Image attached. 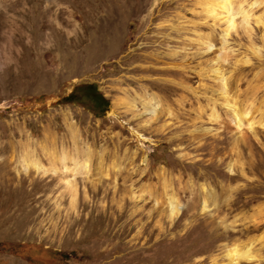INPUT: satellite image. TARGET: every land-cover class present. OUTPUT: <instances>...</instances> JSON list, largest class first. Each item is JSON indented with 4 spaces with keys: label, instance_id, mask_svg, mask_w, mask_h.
Listing matches in <instances>:
<instances>
[{
    "label": "rangeland",
    "instance_id": "374dc122",
    "mask_svg": "<svg viewBox=\"0 0 264 264\" xmlns=\"http://www.w3.org/2000/svg\"><path fill=\"white\" fill-rule=\"evenodd\" d=\"M205 2L0 0V264H264V0Z\"/></svg>",
    "mask_w": 264,
    "mask_h": 264
},
{
    "label": "bare ground",
    "instance_id": "6f19581e",
    "mask_svg": "<svg viewBox=\"0 0 264 264\" xmlns=\"http://www.w3.org/2000/svg\"><path fill=\"white\" fill-rule=\"evenodd\" d=\"M202 4V3H201ZM204 8L206 9V14L208 15H211L215 18H218V17H221L222 16H225V21H226V30H225V34L227 35L228 32L235 26V20H234V15L233 13L234 12H241L242 13V20L246 19L248 14L244 11V10H241V9H238L239 6L237 7V10H233V7H234V4L232 2V0H207V2L204 3ZM237 6V5H236ZM236 9V8H235ZM257 21H260V18L258 17L257 18ZM223 79V78H222ZM130 103V102H129ZM128 103V104H129ZM132 104H135L134 102H132ZM142 106L144 107V111H148L149 113L152 114V116L154 115L155 113V109H156V106L155 105H152V99H143L142 100ZM233 107V106H232ZM234 109V107H233ZM233 112V116H234V119H236V123L238 125H241V119L242 117L244 116L243 115V112H238L236 111L235 109L232 110ZM214 114V113H213ZM88 154V152L86 153ZM85 154V155H86ZM89 157V156H88ZM61 159L65 160V155H62L61 156ZM83 159V158H82ZM82 159H79V160H82ZM88 159V158H87ZM87 159L85 158L84 160H82V162H77L76 160L73 162L74 163V166L70 169L73 173H75L77 170H79L80 168H86L87 166ZM32 165V166H31ZM23 166L25 168H27L28 166H31L33 167V169H42V170H47L45 168H43L42 165H40L38 162H32V161H25L24 159V162H23ZM22 166V167H23ZM64 168L63 169H67V166H63ZM52 171H55L56 168L55 167H51ZM82 170V169H81ZM78 172V171H77ZM76 172V173H77ZM72 173V174H73ZM68 187L70 188L71 190V193H72V199H71V203L73 204L74 201H75V183H70L69 179L65 180ZM205 194V193H204ZM207 195V194H206ZM202 202V207L205 209V207L207 206L206 202L205 201V197H203L202 200H200ZM168 205H169V212H168V215L169 217H173L175 215L178 214L179 212V209H180V206L179 203L176 201V199L173 197V196H169V199H168ZM233 256V259L234 257H247L249 255V252L248 250H243L242 252H238L236 249L234 250V252H232V255Z\"/></svg>",
    "mask_w": 264,
    "mask_h": 264
},
{
    "label": "trees",
    "instance_id": "16d2710c",
    "mask_svg": "<svg viewBox=\"0 0 264 264\" xmlns=\"http://www.w3.org/2000/svg\"><path fill=\"white\" fill-rule=\"evenodd\" d=\"M59 103L77 102L86 109L92 111L95 115L103 114L109 106V100L97 88L93 82H83L76 84L73 89L63 96Z\"/></svg>",
    "mask_w": 264,
    "mask_h": 264
},
{
    "label": "crops",
    "instance_id": "0c3cea01",
    "mask_svg": "<svg viewBox=\"0 0 264 264\" xmlns=\"http://www.w3.org/2000/svg\"><path fill=\"white\" fill-rule=\"evenodd\" d=\"M106 97V96H105Z\"/></svg>",
    "mask_w": 264,
    "mask_h": 264
}]
</instances>
